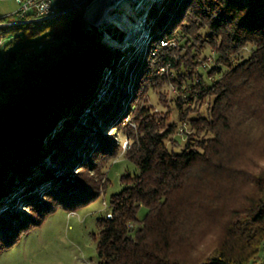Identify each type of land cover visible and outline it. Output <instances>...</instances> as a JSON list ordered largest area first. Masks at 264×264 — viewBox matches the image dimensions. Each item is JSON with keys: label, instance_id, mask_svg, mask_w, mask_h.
<instances>
[{"label": "trees", "instance_id": "trees-1", "mask_svg": "<svg viewBox=\"0 0 264 264\" xmlns=\"http://www.w3.org/2000/svg\"><path fill=\"white\" fill-rule=\"evenodd\" d=\"M162 6L145 24L146 44L125 52L84 31L81 11L10 31L41 44L0 80V230L9 233L0 247L56 208L100 195L121 131L138 172L121 176L111 214L97 219L98 264H264V0ZM165 62L171 75L156 72ZM167 85L176 89L170 103ZM150 94L166 110L155 112ZM177 133L184 144L175 151ZM9 196L30 208V224L10 223Z\"/></svg>", "mask_w": 264, "mask_h": 264}, {"label": "rangeland", "instance_id": "rangeland-1", "mask_svg": "<svg viewBox=\"0 0 264 264\" xmlns=\"http://www.w3.org/2000/svg\"><path fill=\"white\" fill-rule=\"evenodd\" d=\"M153 2H146L147 4L141 7H137V10L134 9L135 16L132 14H127L128 19L131 20L132 26L138 25L137 31L135 30V36L129 40V42L125 43L123 46H110L104 40L105 36L108 37H118L115 33L122 31L121 39H116L117 41H121L124 39L126 35V30L117 27L115 23L110 22H102L101 18H97L94 20L97 24L94 26L97 32L100 33V40L107 45V47H116L121 52H125L128 48H140L141 45L146 44V37L148 35L147 28L145 24L150 23L149 15H153L155 11L158 10L159 5L162 6V0H152ZM3 8L11 11L16 8V4L14 1L8 0L3 2ZM102 6V5H99ZM109 10L111 13L113 11L122 10L124 7H110ZM122 8V9H121ZM124 11V9H123ZM148 12V13H147ZM135 23V24H134ZM109 29L104 32L105 29ZM139 28L141 29L139 31ZM120 29V31H119ZM114 31V36L109 35L111 31ZM108 33V34H107ZM17 33H7L2 39L4 40V46L0 49V76L4 80H9L10 77L17 73L18 65L17 63L21 61L26 56L32 55L37 50H39V46L41 44V40L34 36V40L29 42H24L21 38H15ZM23 30H20L18 35H22ZM103 34V35H102ZM135 39V40H134ZM150 43L149 46L153 45ZM27 47V48H26ZM128 47V48H127ZM23 48V49H22ZM26 48V49H25ZM20 50L15 59H11L9 55V51L12 50ZM248 46L244 48V52L242 56H247L248 54ZM163 74L171 75L172 72L170 70L166 71ZM162 75V74H159ZM104 78L111 79L114 83L120 82L117 79V75L115 74H107L104 73ZM172 85L166 86V91L168 93L169 98L172 102L173 96L175 95L171 90ZM7 89H3L0 85V99L3 98L7 91ZM101 96H106L105 93H101ZM150 102L152 103L153 110L155 112L166 110L165 106H162L157 102L156 96L150 94ZM166 104V103H165ZM173 107V105L171 104ZM86 112L88 109L85 110ZM91 113V112H90ZM173 118L176 117L177 112L174 111L172 113ZM126 119V117H125ZM127 122H130L127 120ZM159 122V121H158ZM134 128V123H131ZM167 122L163 123L158 127L159 130H163L166 127ZM111 127L106 126V133H110ZM116 140H118L120 144L119 154L117 157L112 159L110 163L106 166V176L108 183L105 189L99 193L96 198L92 199L85 205L82 204L76 207L75 210L69 211L65 208L58 207L56 210L51 212L39 222L38 225L33 226L31 229L20 234L19 239L16 242L11 244L10 246H1L0 247V264H98V258L96 253V240L98 238L99 229H98V220L99 218L109 216L111 214L112 207L110 203L111 195L116 192H119L122 188L121 184V176L125 173H129L131 175L137 174V168L133 163L127 160L125 155L122 153L124 150L128 149L130 146L129 137L122 134L121 131H117L115 133ZM245 133L237 134L242 142L246 143ZM181 134H175V137L179 144L175 147V151L181 149L184 144V137H181ZM115 140V141H116ZM76 168L73 167L71 171L68 173L70 177L77 176ZM87 171V170H86ZM88 174L92 172L87 171ZM90 172V173H89ZM94 175V174H93ZM92 175V176H93ZM2 207H6L11 211L10 213L15 215L14 220H11L10 223L16 222L19 224L20 218L29 219L27 223L31 221L29 217L31 214L29 213L31 210L24 202H15L12 201V198L9 196L8 198L2 199ZM147 209L144 206H141L137 212L138 219H142L146 213ZM5 217L4 215H1ZM98 219V220H97ZM218 227H215V231L211 238L216 237L218 234ZM17 232L13 231L11 234L15 236ZM9 233H5L0 230V243H2V239H5ZM210 238V237H209Z\"/></svg>", "mask_w": 264, "mask_h": 264}, {"label": "built area", "instance_id": "built-area-1", "mask_svg": "<svg viewBox=\"0 0 264 264\" xmlns=\"http://www.w3.org/2000/svg\"><path fill=\"white\" fill-rule=\"evenodd\" d=\"M17 6L10 13L0 17V49L4 46V37L9 33L13 28H19L27 25H38L42 22H47L54 20L60 16L81 11L83 18V29L88 32L92 29L93 26L97 24L94 22L91 14L95 7L99 5L102 0H15ZM146 2H153L152 0H145L144 3L138 6L143 8L146 5ZM109 6H117L119 0H108ZM134 4H137L133 2ZM138 5V4H137ZM121 6V5H119ZM124 9V8H123ZM122 9V10H123ZM137 10V8H136ZM103 31V34L105 31ZM120 31V29H119ZM102 34V35H103ZM108 34V33H107ZM114 31L112 30L109 35H113ZM118 35L117 33H115ZM114 34V35H115ZM113 35V36H114ZM118 39V37H115ZM160 46H170L174 47L175 43L171 40L160 39ZM155 50V48L153 49ZM213 53L206 56L204 64H210L213 62ZM170 62L157 64V73L163 74L169 70ZM0 76V80H2ZM171 90L176 92V89L171 86ZM183 129V126L180 127V131Z\"/></svg>", "mask_w": 264, "mask_h": 264}, {"label": "bare ground", "instance_id": "bare-ground-1", "mask_svg": "<svg viewBox=\"0 0 264 264\" xmlns=\"http://www.w3.org/2000/svg\"><path fill=\"white\" fill-rule=\"evenodd\" d=\"M134 1L138 5L134 4L133 3ZM134 1L129 3V2H127V0H120V2L117 4V6L116 5L115 6H109L108 0H102L99 3V5H102V6L98 5L93 10V12L91 14L92 18L97 19L99 17V18H101V20H103L102 22L115 23L117 25V27L126 30V33H125L126 35L124 36V39L121 41H117L115 38L108 37L106 35L104 40L107 42L108 45H110V46H114V45L123 46L125 43L129 42V40L135 36V33H133V32H135V30L137 31L138 24L132 26V24H130V21L128 20L127 14H132L135 16L134 9H136L139 5L144 3L145 0H134ZM119 5L124 7V11L123 10H117V11H113V13H111L109 11L111 9L110 7H116L117 8V7H119Z\"/></svg>", "mask_w": 264, "mask_h": 264}, {"label": "crops", "instance_id": "crops-1", "mask_svg": "<svg viewBox=\"0 0 264 264\" xmlns=\"http://www.w3.org/2000/svg\"><path fill=\"white\" fill-rule=\"evenodd\" d=\"M6 1H8V0H0V17H2V16H4V15H6V14H8V13H10L11 11H9V10H7V9H5V8H3V2H6ZM11 1H14V3L16 4V6H17V3H16V1L15 0H11ZM14 10V9H13Z\"/></svg>", "mask_w": 264, "mask_h": 264}, {"label": "water", "instance_id": "water-1", "mask_svg": "<svg viewBox=\"0 0 264 264\" xmlns=\"http://www.w3.org/2000/svg\"><path fill=\"white\" fill-rule=\"evenodd\" d=\"M132 1H134V0H127V2H132ZM119 2H120V0H119ZM135 2V1H134ZM139 25V24H138ZM92 28H94V26L92 27ZM141 29L139 28V31H140ZM135 40V39H134Z\"/></svg>", "mask_w": 264, "mask_h": 264}]
</instances>
